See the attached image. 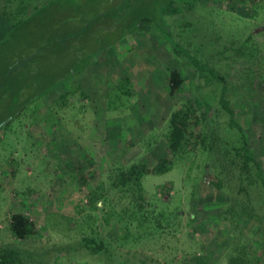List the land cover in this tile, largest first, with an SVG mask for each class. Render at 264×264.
Instances as JSON below:
<instances>
[{"label": "rangeland", "instance_id": "1", "mask_svg": "<svg viewBox=\"0 0 264 264\" xmlns=\"http://www.w3.org/2000/svg\"><path fill=\"white\" fill-rule=\"evenodd\" d=\"M156 13L0 124V256L264 264V0H172ZM174 114L194 116L199 138L172 147ZM132 166L155 171L124 179ZM16 214L34 226L22 240ZM85 239L102 250L90 256Z\"/></svg>", "mask_w": 264, "mask_h": 264}, {"label": "trees", "instance_id": "2", "mask_svg": "<svg viewBox=\"0 0 264 264\" xmlns=\"http://www.w3.org/2000/svg\"><path fill=\"white\" fill-rule=\"evenodd\" d=\"M166 3L172 0H0V14L11 28L0 42V58H7L0 60V124L20 115L59 82L81 73L93 57L135 32L143 19L156 24L157 8ZM181 83L179 73L172 72L170 93H177ZM193 137L199 138L198 120L174 114L170 145L184 146ZM163 161L154 167H162ZM154 171L132 166L122 177ZM33 228L24 216H12L10 232L16 239H24ZM84 243L92 257L102 250L103 244L93 239ZM0 264H14V260L0 256Z\"/></svg>", "mask_w": 264, "mask_h": 264}, {"label": "crops", "instance_id": "3", "mask_svg": "<svg viewBox=\"0 0 264 264\" xmlns=\"http://www.w3.org/2000/svg\"><path fill=\"white\" fill-rule=\"evenodd\" d=\"M7 24H8L7 22L0 19V42L4 39L6 34H8L11 30L10 26H7Z\"/></svg>", "mask_w": 264, "mask_h": 264}]
</instances>
